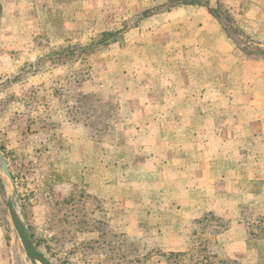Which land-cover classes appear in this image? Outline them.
I'll return each mask as SVG.
<instances>
[{"label":"rangeland","instance_id":"1","mask_svg":"<svg viewBox=\"0 0 264 264\" xmlns=\"http://www.w3.org/2000/svg\"><path fill=\"white\" fill-rule=\"evenodd\" d=\"M0 3V150L40 252L264 264V0ZM12 191L0 170V264H31Z\"/></svg>","mask_w":264,"mask_h":264},{"label":"water","instance_id":"2","mask_svg":"<svg viewBox=\"0 0 264 264\" xmlns=\"http://www.w3.org/2000/svg\"><path fill=\"white\" fill-rule=\"evenodd\" d=\"M0 170L3 176L10 183V186L13 190L12 194L9 196L8 199V209H9L10 219L22 242L28 260L31 262V264H53V262L49 260L37 248L36 244L34 243L29 233L26 223L23 221L21 215L19 214L15 206V200L17 198V187H16L15 179L7 163V160L1 150H0Z\"/></svg>","mask_w":264,"mask_h":264},{"label":"trees","instance_id":"3","mask_svg":"<svg viewBox=\"0 0 264 264\" xmlns=\"http://www.w3.org/2000/svg\"><path fill=\"white\" fill-rule=\"evenodd\" d=\"M188 2H195V0H187ZM0 8H1V3H0ZM215 14H216V17L221 20L222 19V15L221 13L219 12H216V11H213ZM264 53V52H263ZM170 259H173L174 260V263H177L178 261H180V258H184L186 257V253H172L171 255H169Z\"/></svg>","mask_w":264,"mask_h":264}]
</instances>
